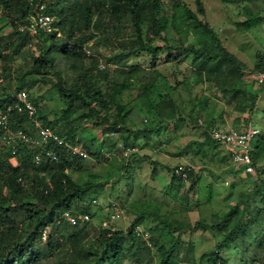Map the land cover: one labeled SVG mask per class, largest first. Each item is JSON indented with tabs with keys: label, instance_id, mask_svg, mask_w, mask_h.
I'll use <instances>...</instances> for the list:
<instances>
[{
	"label": "trees",
	"instance_id": "obj_1",
	"mask_svg": "<svg viewBox=\"0 0 264 264\" xmlns=\"http://www.w3.org/2000/svg\"><path fill=\"white\" fill-rule=\"evenodd\" d=\"M37 1L45 3V12L54 17L55 29H40L32 36L28 30L20 31L18 24L30 20L34 5L28 0H0V59L4 61L2 74L6 80V86L0 89V106L13 100L14 91L27 90L43 121L66 140L81 144L90 157L61 146L59 163L44 160L36 166L32 160L35 150L21 147L19 164L14 166L10 148L0 145V264H51L54 259L57 264H264V170L262 173L258 164L259 139L253 151L259 176L250 189L239 194L235 205L212 214L209 221L199 218L194 223L153 212L159 222L145 226L148 240L131 231L133 225L143 224L144 212L136 215L126 229L103 227L102 217L99 223L93 221L94 208L100 203H93L96 185L93 181L81 183L72 174L87 166L89 159L105 158L103 146L119 151L117 139L108 135L110 131L119 132L120 139L136 145L141 140L149 141L163 122L199 121L191 111L184 114L173 96L177 85L169 83L157 65L130 64L139 52L154 59L165 54L168 62L190 59V76L211 82L229 102L235 100L234 107L242 112L254 106L253 102H243L248 93L242 86L245 64L226 48L218 31L200 17L199 13L205 15L201 0H197V11L184 0ZM179 11L183 20H179ZM251 20L239 22L240 27L250 28ZM8 25L10 30L3 32ZM193 29H200L205 37H193ZM102 35L115 49L107 60L96 55L91 44L95 42L97 50ZM30 42H34V48ZM87 47H92L89 56ZM20 54L24 60L14 68L11 62ZM263 60L261 53L255 69ZM101 61L106 64L104 69L99 68ZM50 83L63 103L59 112L42 103L45 95L33 92L34 87ZM135 88L139 91L132 102L125 101L124 93ZM210 99L199 98V109L210 105ZM135 110L147 111V117L134 119ZM152 112L154 120L149 116ZM207 122L211 124V120ZM11 124L14 128L27 127L29 120L26 114L15 113ZM210 126L207 141L219 143L210 136ZM91 128L106 133L96 149L92 146L98 139L87 135ZM136 156L125 159L126 170L139 167ZM186 168V179L173 171L171 187L179 190L182 182L195 177L194 168ZM41 171L48 173L49 181ZM21 174L34 179L35 186L22 187L17 182ZM67 209L77 214L88 212L92 219L71 225L62 217ZM45 228L50 234L43 242ZM195 231H215L214 246L199 253V244L191 236ZM232 255L238 257L236 262Z\"/></svg>",
	"mask_w": 264,
	"mask_h": 264
},
{
	"label": "rangeland",
	"instance_id": "obj_2",
	"mask_svg": "<svg viewBox=\"0 0 264 264\" xmlns=\"http://www.w3.org/2000/svg\"><path fill=\"white\" fill-rule=\"evenodd\" d=\"M184 1L193 10L197 11L199 9L197 0ZM201 2L205 8V15L199 13L200 17L207 20L218 31L222 43L245 64V68L248 71L255 68L259 55L261 53L264 54V0H201ZM249 19L254 20H251L250 28L242 29L239 22ZM179 20H183L181 11H179ZM183 24L186 25V23ZM9 30L10 26L8 25L3 32L7 33ZM172 34L178 36L175 31H172ZM191 34L196 38L205 37V33L200 29H193ZM157 42L162 43L163 41L158 39ZM92 43L93 48H91L103 60H107L115 52V49L106 41V37L103 35L97 50L94 48L95 42ZM30 52L31 50L28 49L27 53ZM23 60L24 58L20 54L11 63L14 68H18ZM130 64L133 66L137 64L144 66L157 65L167 75L169 83L177 85V89L173 91V96L183 107L184 112H187V109L194 104L195 107L192 109V113L200 115L204 121L211 120V117L215 116L222 117L226 124L233 127L240 128L254 125L261 130L260 138L261 136L264 138V85L242 83V86L248 91L243 102L254 103L253 107H249L245 112H242L236 109L237 107H234L236 104L235 100L229 102L227 95L223 94L211 82H200L195 75L190 76L192 72L190 59H186L181 63L168 62L165 54H161L154 59L145 52H139L134 55ZM3 66L4 61L0 59V69ZM186 76L188 79H186ZM138 91L137 88L126 91L124 100L132 102ZM33 92L36 95H45L42 103L46 102L52 109H56L59 112L60 107H63V103L56 95L51 83L36 86L33 88ZM205 96L211 98L210 105L200 110L197 109V100ZM135 111L134 119H138L142 115H145V118L147 117V111ZM149 116L153 120L156 117L153 112L149 113ZM191 123L168 121L164 124L166 126H161L162 123L158 126L162 130L160 133L163 141L158 143V148L162 152H168L169 149L177 147L180 155L184 152L191 154L192 151L198 148L199 153L194 157L196 159L194 162L199 163V165H207L201 169L206 170V175L202 177L196 176L193 179L182 182V187L179 190L170 185L173 175L171 170H158V172L153 170L155 163L151 162L152 159L149 160V149L144 144L145 140L140 141L143 144L139 145L140 151L136 156L137 158L144 154V158L141 157L142 164L140 163L139 167H129L126 170L124 167L126 158L123 159L121 153L115 150L111 157L104 155L105 158L89 159L87 166L77 169L78 171H73V176L81 183L93 181L96 185L92 195L98 198L100 203L94 208L96 214L93 216V221L99 223L100 217L104 218L108 214L111 201H116L120 204L124 210V216L113 221L110 226L125 229L130 226L135 216L142 212L145 214L144 226H152L159 222L153 212L163 216L170 215L180 221L194 223L199 218L209 221L212 214L228 211L231 206L235 205L239 200V194L250 189L252 184L250 181L242 182L238 186L235 182L225 184V180L228 177L226 171H219L214 175V170H220L223 164V159L215 160V158H212L214 156L212 151L214 150L211 151V148L207 149V145L198 146L197 144H192L193 146L190 148L185 147L187 144L184 145L183 143L187 138L190 139L192 135H195L193 134L194 127L189 125ZM167 129H170V132L174 131V133L168 132ZM98 131L91 128L87 135L89 138H97L100 141ZM154 133L155 131L152 134L153 138H155ZM169 134H175L174 138H171V141L174 140L173 143L168 140L170 138ZM202 134L200 135L203 136ZM100 143L97 142L92 147L96 149L100 147ZM258 144L260 145V142ZM261 145L264 146V143ZM261 148L263 147H259V149ZM103 149H105L104 146ZM216 151L219 157L222 153H225L224 156L227 155L229 157L230 155L228 151L226 152V147L222 143L218 144ZM145 154H147V157H145ZM259 168L261 169V166ZM262 168L264 170V164H262ZM162 172H164V175L158 177V173L161 174ZM213 233L210 231H195L191 234L199 244V253L214 246L215 238ZM232 260L236 262L238 257H234ZM51 264H57V261L54 259ZM125 264L130 263L125 262Z\"/></svg>",
	"mask_w": 264,
	"mask_h": 264
},
{
	"label": "built area",
	"instance_id": "obj_3",
	"mask_svg": "<svg viewBox=\"0 0 264 264\" xmlns=\"http://www.w3.org/2000/svg\"><path fill=\"white\" fill-rule=\"evenodd\" d=\"M34 5L35 13L32 14L30 20L26 23L18 24L20 31L28 30L32 36L40 30L51 32L55 29L54 17L45 12V3L36 0H28ZM29 46L34 48V42H30ZM86 54H92L90 47L85 49ZM106 64L99 63V68L104 69ZM252 79L259 85H264V60L261 66L251 72ZM6 86L5 77L0 69V89ZM12 101L0 106V145L2 147H9L11 151L10 161L14 166L19 164L18 155L21 147L31 148L35 150L33 155V162L36 166L43 163L44 160L52 163H59L61 161V154L58 147H66L74 154L80 155L84 158L90 157V153L81 144H73L66 140L59 133L46 124L39 115V107L31 100L30 94L27 90H17L12 94ZM15 113H24L28 117L29 125L27 127H12V115ZM210 136L219 143L225 144L229 150L233 164L237 167V175L255 174L258 178L260 171L253 159V151L258 137L261 134L259 127L249 125L243 129L233 126H224L222 124H212L208 130ZM108 135L117 139L116 148L119 150L123 158L129 159L134 154L140 151L138 145H129L119 138V132L110 131ZM105 156L111 157L113 151L102 149ZM173 171L181 175L184 179L188 177V170L183 166H176ZM258 172V173H257ZM40 175L49 181V176L46 171H41ZM237 175H230L225 180V184H229ZM17 182L22 187H34L35 180L24 175L17 177ZM94 204L99 203L98 198L93 199ZM124 216V210L116 201H111L109 204V212L106 217L101 219L103 227H109L110 224ZM62 217L66 219L71 225H78L92 219L88 212L77 214L71 209H67L62 213ZM133 234L140 236L146 240L149 237V231L143 224H135L132 226ZM50 234V229L45 228L41 233L43 242H46ZM149 245L151 242L148 241Z\"/></svg>",
	"mask_w": 264,
	"mask_h": 264
},
{
	"label": "crops",
	"instance_id": "obj_4",
	"mask_svg": "<svg viewBox=\"0 0 264 264\" xmlns=\"http://www.w3.org/2000/svg\"><path fill=\"white\" fill-rule=\"evenodd\" d=\"M254 70H256V69L253 68L250 71H248V69L244 70V75L242 77V83H252V84L256 83L252 79V76L250 75L251 72H253ZM194 107L195 106L193 104L192 106L189 107V109H187V112H185L184 114L187 115V113L190 112V111L192 113V109H194ZM197 109H199L198 105H197ZM194 115H197V114H194ZM197 116L199 118L198 122L193 121V120H189V119H186L184 121V122H189V123L192 122L189 125H190V127H194L193 128V134H195V135H192V138H190V139L187 138V140L183 143L184 145L187 144V145H185V147L190 148V147L193 146L192 144H197L198 146L207 145V149L211 148V151L214 150V151H212L213 154H214V156L212 158H215V160L216 159H220V160L223 159V164L220 167V170H214V175L217 174L219 171H226L228 173V177L227 178H229V176L231 174L233 176L237 175L238 169L233 164L230 155L228 157L227 155L224 156L225 153H222V154H220V157H219V155L217 154V151H216L219 143H215V144L214 143H210L206 139V132H207V127L208 126H210L212 124H215V123L216 124H222L224 126H229V125L226 124L223 121L222 117H215V116L211 117V124L209 125V122L204 121V119H202V117L200 115H197ZM165 123L166 122H163L161 126H163ZM164 126H166V125H164ZM243 128H245V127H240V129H243ZM167 130H168V132H170V129H167ZM171 130H173V129H171ZM160 132H162L161 128L157 127V129L155 130V133H154L155 138L152 137L149 141H146L144 143L145 146H147V148L149 149V160L152 159L151 162L155 163L154 166H153V170H156V172H158V170H171V172L173 173V168L176 167V166H183L185 168L187 166H192L194 168V170H195V172H194L195 173V177L196 176L197 177H202L203 175H206V173H205L206 170H201V169H202V167L207 166V165H199V163H195L194 162L196 160L194 157L196 156V154L199 153V149L198 148H196L197 151L194 150V151L191 152V154H189L187 152H184V153H182L180 155L178 153L179 151L177 150L178 149L177 147H174L173 149H169L168 152H162L160 150V148H158V143L163 141V138L161 137V133ZM171 132L174 133V131H171ZM201 133H203L202 134L203 136L200 135ZM98 135H99V140L100 141H102L103 139H106L105 138L106 137V133H104L103 130H99L98 131ZM169 135H170L169 136L170 138L168 140L171 141V138L173 139L175 134H169ZM258 139H259L258 143L260 142V147H263L261 149H259L258 146L256 147V150L259 151V156H260V158L258 160V164H259V162H261L259 164V166H262V164H264V161H263L264 160V146H262L261 144L264 143V138H262V136L260 138V136H259ZM173 142H174V140L171 141V143H173ZM141 144H143V143H140V142L136 143V145H138V146L141 145ZM225 147H226V152L228 151L230 153L229 148L226 145H225ZM205 153H207V152L205 151ZM141 157L144 158V154ZM141 157L138 156L137 159L140 160V163L142 164ZM145 157H147V154H145ZM262 170H263V168L261 167L260 171L262 172ZM158 174H159L158 177L161 176V175L163 176L164 172H162L161 174L160 173H158ZM253 175L254 174H251V175H249V174H247V175H244V174L243 175H237V177L235 179H233L231 182H235L237 184V186L239 184H241L242 182L244 183V182L250 181V183H251V181H253L256 178V176L255 175L253 176ZM231 182L229 184H231Z\"/></svg>",
	"mask_w": 264,
	"mask_h": 264
}]
</instances>
